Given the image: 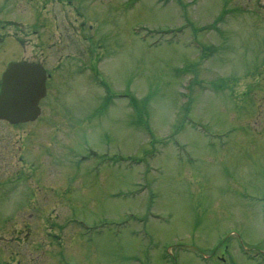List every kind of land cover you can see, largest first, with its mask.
<instances>
[{
	"label": "rangeland",
	"instance_id": "1",
	"mask_svg": "<svg viewBox=\"0 0 264 264\" xmlns=\"http://www.w3.org/2000/svg\"><path fill=\"white\" fill-rule=\"evenodd\" d=\"M63 1L62 17L67 13L73 26L59 23L60 12L47 15L42 34L35 42L24 36L26 44L36 43L40 51L51 39L58 47L48 51L71 54L85 46L78 22H94L100 14L107 20L98 25V42H111L107 48L118 52L94 64V82L86 74H69L58 104L42 110L47 126L37 121L19 128L39 132L33 152L48 144L43 135L57 132L69 144L62 149V179L73 175L77 182L67 193L62 189L59 208L40 201L26 212L0 181V264H217L211 253L225 245L233 264H253L230 252L240 243L253 252L264 247V0H182L190 23L183 30L197 37L194 46L208 48L200 65L191 45L150 48L128 32L138 20L178 25L176 0L166 6L160 0ZM12 2L0 0V66L20 52L7 36L21 26L3 21L22 23L33 16L28 9L34 2L21 0L26 8ZM96 9L92 18L88 12ZM222 11L212 32L197 29L214 25ZM55 15V23L47 22ZM195 72L198 87L196 81L183 87ZM122 94H132L133 101ZM143 97L148 99L140 115L132 107H140ZM0 131L15 128L0 122ZM41 160L56 176L55 157ZM54 213L59 217L46 223L52 232L59 233L60 215L83 222L78 233L62 230L65 242L72 240L62 250L59 237L46 233L45 218Z\"/></svg>",
	"mask_w": 264,
	"mask_h": 264
},
{
	"label": "water",
	"instance_id": "2",
	"mask_svg": "<svg viewBox=\"0 0 264 264\" xmlns=\"http://www.w3.org/2000/svg\"><path fill=\"white\" fill-rule=\"evenodd\" d=\"M8 78L9 77H6V81L8 80ZM14 78H15V76H14ZM16 80H19L20 84H21V87L20 86L17 87V89L20 91V94H22V93L25 94V92H28V91H26L28 84L24 81L22 76H18V78H16ZM9 85L12 86V84H6V88H8ZM40 86H42L41 80H40ZM29 95L33 98L34 103H32V104H29L28 102L23 103L22 99L18 100V104L13 100H9V102L12 101V102H10V104H9V102H5L3 100H0V106H2L4 103H6L5 104V106H6L5 111L0 112V116L6 117L7 119H9L10 121H13V122L14 121H20V120H27V119L35 116V113L37 112L35 104H36L38 95H33L30 93H29ZM19 103H23V106H19Z\"/></svg>",
	"mask_w": 264,
	"mask_h": 264
}]
</instances>
